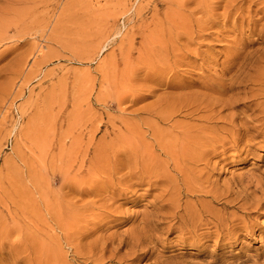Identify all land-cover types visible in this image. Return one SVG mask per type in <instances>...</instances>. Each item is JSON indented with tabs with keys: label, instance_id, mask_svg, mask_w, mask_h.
<instances>
[{
	"label": "rangeland",
	"instance_id": "obj_1",
	"mask_svg": "<svg viewBox=\"0 0 264 264\" xmlns=\"http://www.w3.org/2000/svg\"><path fill=\"white\" fill-rule=\"evenodd\" d=\"M263 113L264 0H0V264H264Z\"/></svg>",
	"mask_w": 264,
	"mask_h": 264
},
{
	"label": "bare ground",
	"instance_id": "obj_2",
	"mask_svg": "<svg viewBox=\"0 0 264 264\" xmlns=\"http://www.w3.org/2000/svg\"><path fill=\"white\" fill-rule=\"evenodd\" d=\"M264 114V113H263ZM262 119V118H261ZM263 119H264V116H263ZM262 121H264V120H262ZM262 121H261V123H262ZM264 123H262L261 125H263ZM261 129V128H260ZM264 130V129H263ZM168 135H170V134H168ZM172 136V135H171ZM173 137V136H172ZM170 138V137H169ZM177 138V137H176ZM172 139V138H171ZM179 139L180 138H178V141H179ZM184 139V138H183ZM173 140H175V138L173 139ZM198 140V139H197ZM201 140H202V138H201ZM208 140V139H207ZM184 141V140H183ZM204 141V140H203ZM180 142V141H179ZM178 142V143H179ZM191 142V141H190ZM201 142V141H200ZM199 142V143H200ZM208 142V141H207ZM206 142V143H207ZM181 143H183V142H181ZM181 143H180V145H181ZM187 143V142H186ZM189 144V143H188ZM203 144V143H202ZM183 145V144H182ZM205 145V144H204ZM208 145H210V143L208 144ZM160 148H161V150L163 151V153H165V155L166 156H168V159H171L172 161L173 160H175V159H179L180 157H178V155H179V152L181 153L182 152V154L183 155H181V156H184L185 155V153L187 152V153H190L193 157H195V156H197V148L195 147L194 148V150L192 151H188V150H186V149H188V146H181L182 147V149H180V146H179V149L177 150L176 149V147L178 146V144L176 143V141L175 142H164L163 141V143H160L159 145H158ZM203 146V145H202ZM205 146H207V144L205 145ZM204 146V147H205ZM193 147V146H192ZM199 147V146H198ZM203 147V148H204ZM208 147V146H207ZM200 149V148H199ZM199 149H198V151H199ZM205 149H206V147H205ZM203 150V149H202ZM202 150H200V151H202ZM164 155V154H163ZM187 155V154H186ZM185 157V156H184ZM187 157V156H186ZM182 158V157H181ZM198 158H200V157H198ZM196 159V158H195ZM179 160H181V159H179ZM178 160V161H179ZM180 162V161H179ZM175 163V162H174ZM182 165V164H181ZM145 166H147V165H145ZM151 169V168H150ZM148 171V170H147ZM146 171V173L148 174V172ZM133 172H135V170L133 171ZM145 173V172H144ZM144 173H141V175L142 174H144ZM132 174H134V173H132ZM149 174H150V172H149ZM148 174V175H149ZM145 175V174H144ZM143 175V176H144ZM152 175V174H151ZM140 177V176H139ZM142 177V176H141ZM154 178H155V175L153 176ZM156 177H158V175L156 176Z\"/></svg>",
	"mask_w": 264,
	"mask_h": 264
}]
</instances>
